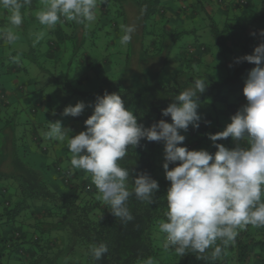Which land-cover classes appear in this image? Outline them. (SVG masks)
Returning <instances> with one entry per match:
<instances>
[{
    "label": "trees",
    "instance_id": "1",
    "mask_svg": "<svg viewBox=\"0 0 264 264\" xmlns=\"http://www.w3.org/2000/svg\"><path fill=\"white\" fill-rule=\"evenodd\" d=\"M41 7V0L24 5L19 27L10 24V12L0 7V26L8 25L28 44L26 52L9 47L6 55L0 52V77L24 76L15 89L20 106L14 108L0 89V229L8 230L0 235V264H146L148 259L153 264H264V227L252 225L219 258H212V249L180 256L174 248H164L165 234L155 237L168 210L162 142L141 140L120 161L132 176L146 172L159 184L151 204L130 196L133 220L124 223L97 198L91 175L71 168L68 136L59 141L42 135L48 121L55 122L64 107L78 101L86 104L81 115L59 121L73 135L85 130L84 120L92 113L88 105L105 91L119 92L145 127L160 119L170 123L161 110L204 78L208 86L199 95V127L181 132L182 146L215 152L207 134L222 131L246 103L242 87L254 65L236 63V58L251 54L262 42L264 0H107L95 22L77 24L61 17L54 27L37 20ZM132 23L136 32L122 45L120 26ZM184 36L188 39L180 47ZM5 42L0 39V47ZM122 54L125 65L118 71ZM135 58L140 64L155 61L160 68L174 60L182 69L165 84L154 77L138 84ZM26 61L34 67L33 76ZM216 143L235 147L231 138ZM28 157L40 161L33 167ZM100 243L108 252L95 260L91 247Z\"/></svg>",
    "mask_w": 264,
    "mask_h": 264
},
{
    "label": "clouds",
    "instance_id": "2",
    "mask_svg": "<svg viewBox=\"0 0 264 264\" xmlns=\"http://www.w3.org/2000/svg\"><path fill=\"white\" fill-rule=\"evenodd\" d=\"M106 2L41 0L42 7L36 12V18L48 27H54L61 17L77 24H91L97 18L100 5ZM29 4L31 0H0V7L10 12L9 22L15 27L22 24L21 9ZM120 27L123 33L120 43L127 45L136 32V25L121 24ZM258 35L262 42L252 53L236 58V63L246 61L254 65L242 87L246 103L229 117L230 122L222 131L207 134L215 152L182 146L185 136L181 132H186L189 126L199 127V95L208 86L204 78L196 79L193 86L180 92L161 110V116L170 117V123L160 119L145 127L138 123L133 110L125 106L119 92L105 91L88 105L92 113L84 120L85 130L73 135L59 120L48 121V130L42 135L59 141L68 136L71 168L91 175L100 194L97 198L124 223L133 220L127 206L130 196L151 204L155 202L159 184L146 172L132 176L120 161L141 140L162 142V168L169 182L165 194L166 219L159 221V231L165 234L163 246L174 248L180 256L189 250L204 254L212 249V258H219L248 225L264 227V29ZM0 39L11 45L18 36L8 28L0 32ZM85 107L83 101H78L74 106L64 107L62 115L77 117ZM227 138L235 142V147L229 149L216 143ZM170 164L174 166L169 168ZM129 182L133 185L131 190ZM107 252L105 243L91 247L95 260L102 259ZM146 264L153 261L148 259Z\"/></svg>",
    "mask_w": 264,
    "mask_h": 264
},
{
    "label": "rangeland",
    "instance_id": "3",
    "mask_svg": "<svg viewBox=\"0 0 264 264\" xmlns=\"http://www.w3.org/2000/svg\"><path fill=\"white\" fill-rule=\"evenodd\" d=\"M8 28H9L8 25L5 26L3 24L0 26V31H6ZM206 34H207V32L204 33L205 36H206ZM17 36H18V39L13 44L10 45L7 42L2 44L3 46L0 47V52H3L4 55H6L7 47H9L11 50H19V51H25L26 52V49H28V44L26 43V41L23 38H21L20 35L17 34ZM187 39H188V36H184L183 39L180 41L179 46L182 47ZM204 40H205V38L202 39L203 42H204ZM173 50H175V48ZM122 55L119 58L121 60L118 64V68H119L118 71H120L125 65V56L124 55L122 56ZM171 55L175 56V55H177V53L172 52ZM162 57L164 58V55H162ZM154 62H152L150 64L156 66L155 68H153L151 65L146 67L145 66L146 63L142 62V64H144V66H145V67H143V65L138 62V59L135 58L133 60L132 69L134 71L138 72L136 74L134 73L136 75V76H134L135 77L134 81L136 83L141 84L144 80L147 81V80H150V78L154 77L156 82L161 83V84H165V83L171 81L175 77V75L178 74L182 69V67H179L180 64L174 60L168 62L167 64H163L161 68L159 66H157L156 64H154ZM25 64H27V65L29 64L31 66V64L27 61ZM30 66L28 68H30ZM31 67H33V66H31ZM140 67H143V68H140ZM33 75H34V67L31 68V75L30 76H33ZM22 78H24V76L22 74H12V75H5V76L0 77V89L4 90L5 93H7L8 101L12 104V106L14 108L16 107L15 104L20 106V104L16 98L15 89L18 86V83H20V80H22ZM222 80H223V78L218 76L217 81L221 83ZM21 106L23 107L24 105L21 104ZM63 116L64 115H59L58 117H56V121L59 119H62ZM42 159H46V158H42ZM27 161L31 164V166H33L34 162L40 161V159L35 160V158H33V157H28ZM7 231L8 230H6L4 227H2L0 229V235H3V233L4 234L7 233ZM159 233H160V231L155 232V237L158 240L161 237Z\"/></svg>",
    "mask_w": 264,
    "mask_h": 264
},
{
    "label": "crops",
    "instance_id": "4",
    "mask_svg": "<svg viewBox=\"0 0 264 264\" xmlns=\"http://www.w3.org/2000/svg\"><path fill=\"white\" fill-rule=\"evenodd\" d=\"M146 64H147V65H145L146 67H147V66H150V62H147ZM145 66L143 65V67H145ZM143 67H142V68H143ZM18 84H19V83H18ZM50 153H51L50 155L52 156V155H53V152H50Z\"/></svg>",
    "mask_w": 264,
    "mask_h": 264
}]
</instances>
